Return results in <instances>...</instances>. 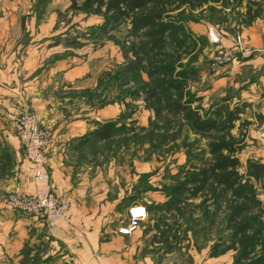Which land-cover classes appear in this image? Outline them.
I'll return each instance as SVG.
<instances>
[{
    "label": "rangeland",
    "instance_id": "1",
    "mask_svg": "<svg viewBox=\"0 0 264 264\" xmlns=\"http://www.w3.org/2000/svg\"><path fill=\"white\" fill-rule=\"evenodd\" d=\"M236 3L163 6L162 22L174 33L153 50L144 35L149 29L137 32L130 19L105 16L94 0H0V264H75L46 237L38 247L44 231H32L26 221L32 214L12 203L33 194L25 189L30 170L15 130L25 111L48 134L49 160L50 148H64L75 179L96 181L119 196L115 224L134 202L146 205L140 227L157 264H256L262 258L261 243L247 249L227 228L231 192L214 179L196 194L198 183H185L209 167L210 143L228 134L222 127L195 130L189 112L249 110L238 103L236 87L215 88L214 74L228 62L214 66L219 52L207 38L211 26L222 37L239 33L232 26ZM170 80L182 83L181 90L165 88ZM245 118L230 130L242 172L249 160L259 161L253 153L257 125ZM106 122L114 131L100 139L93 130ZM255 184L258 201L250 212L261 216L264 236V176ZM32 246L38 248L34 259L25 255Z\"/></svg>",
    "mask_w": 264,
    "mask_h": 264
},
{
    "label": "crops",
    "instance_id": "2",
    "mask_svg": "<svg viewBox=\"0 0 264 264\" xmlns=\"http://www.w3.org/2000/svg\"><path fill=\"white\" fill-rule=\"evenodd\" d=\"M234 9L237 16L232 26L242 34L246 45L253 51L248 55L232 56L224 68L217 75L214 74L217 78L215 88L223 89L230 85L236 87L240 91L238 103L249 109L248 113L242 111L240 116H245L257 128L264 121V0H237ZM233 38L234 36L223 37L220 46L211 43L209 38L208 40L211 45L216 46L215 49H219L229 48ZM256 128L253 153L256 160L264 163V141L258 138L259 127ZM49 150V171L53 185L58 194L70 199L71 208L69 219L55 226H49L45 218L33 214L26 219L32 231L34 228L44 231L41 238H38L42 239V244L38 243V247L44 246L46 237L52 245H62L66 256L75 264H157L155 256L147 248L149 239L145 229L139 227L129 234L119 231L127 223L131 207L142 203L134 202L132 206H128L126 219L119 225L115 224L119 196L109 194V187L99 188L96 181L82 177L75 179L72 168L65 164V149L57 145ZM26 163L31 181L24 183L25 189L35 193L39 183L33 179L32 166L27 159ZM146 219L147 217L141 220L142 225ZM37 250L36 246H32L27 250L30 252L28 256H34Z\"/></svg>",
    "mask_w": 264,
    "mask_h": 264
},
{
    "label": "trees",
    "instance_id": "3",
    "mask_svg": "<svg viewBox=\"0 0 264 264\" xmlns=\"http://www.w3.org/2000/svg\"><path fill=\"white\" fill-rule=\"evenodd\" d=\"M92 1V0H91ZM99 9L105 16L112 17L116 20L130 19L133 27L137 32L144 29H149L144 32L145 37H148L147 46L153 50L163 49L168 41L169 35L173 34L171 29L173 26L162 22L163 6L167 4H184L187 2H200L201 0H94ZM193 75V71L186 76ZM165 88H176L181 90L182 83H176L174 80L167 82ZM178 109H187V103L173 104ZM243 109L236 105L233 107L223 106L219 110L211 113H206L205 116L200 115L197 110H192L188 114V118L193 122V128L197 131H208L219 129L222 127L227 134L220 139L210 143V151L213 155L212 162L208 168L192 173L190 178L185 182L198 185L194 188V194L198 193L203 186L210 180L224 187L226 191L231 192L235 202L230 206L229 213L226 218L227 228L232 230L233 235L239 238L241 244L248 248L257 246L261 243L262 258L256 264H264V236L259 215H252L250 205L258 201L256 196V184L264 176V163L249 160L246 164V172H242L241 161L236 155L237 139L234 138L230 130L234 122L240 119V114ZM214 114V115H213ZM221 123V124H220ZM112 122H106L102 127L95 128L93 133L100 139L109 138L113 133ZM180 186L177 187V192H180ZM137 200V196H130ZM138 203V202H137ZM143 204V203H142ZM149 209H151L149 207ZM261 219V220H260ZM258 223L259 227L256 226ZM141 226V225H140ZM263 239V241H261ZM228 249V248H227ZM29 251H25L28 258ZM218 252L211 251L210 256L215 257ZM34 259V256H32ZM37 260V259H36ZM37 262V261H36ZM33 264H39L34 263Z\"/></svg>",
    "mask_w": 264,
    "mask_h": 264
},
{
    "label": "built area",
    "instance_id": "4",
    "mask_svg": "<svg viewBox=\"0 0 264 264\" xmlns=\"http://www.w3.org/2000/svg\"><path fill=\"white\" fill-rule=\"evenodd\" d=\"M207 35L211 43L220 46L222 35L215 27H209ZM253 50L246 45L242 34L234 35L232 45L229 48L220 47L219 54L214 59V66L228 62L235 54L248 55ZM15 130L25 147L26 159L32 166L33 179L39 183L35 193L25 198L17 197L13 199V205L26 210L36 216L45 218L49 226H55L59 222L69 219L71 201L65 196H61L55 190L52 182V175L49 171L48 134L40 125L39 121L31 112L25 111L15 125ZM257 136L264 141V121L257 130ZM147 215V208L143 204H136L131 207L128 221L121 226L119 231L129 234L141 225V220Z\"/></svg>",
    "mask_w": 264,
    "mask_h": 264
}]
</instances>
